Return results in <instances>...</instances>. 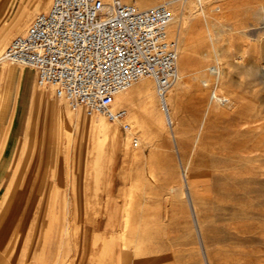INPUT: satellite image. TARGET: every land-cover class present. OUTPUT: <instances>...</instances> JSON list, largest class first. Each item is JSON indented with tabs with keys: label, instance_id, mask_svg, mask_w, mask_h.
<instances>
[{
	"label": "rangeland",
	"instance_id": "obj_1",
	"mask_svg": "<svg viewBox=\"0 0 264 264\" xmlns=\"http://www.w3.org/2000/svg\"><path fill=\"white\" fill-rule=\"evenodd\" d=\"M123 1L136 4V0ZM51 2L0 0V36L10 32L0 49V120L4 119L11 89L16 88L17 76L24 69L2 62V54L15 36L26 31L37 14L49 9ZM163 2H167L176 17L170 32L175 35L176 30L180 31L179 54H182L178 65L186 80L180 97L171 106L172 124L165 118L153 80L148 109L143 101L135 99L137 96L130 91L132 87L117 101V107L128 105L127 122L132 127L129 132L120 123L105 117H87L82 110L71 109L51 89L37 84L34 70L25 68L31 72V80L24 86L25 104L31 95L35 96L11 169L0 189V199L27 138L31 156L47 158V163L37 168L36 173H27L28 177L41 179L44 193L41 199H29V193L23 190L17 199L23 205L16 199V203L8 206L0 200V246L8 241L0 254V264H32L34 260L44 264H102L103 258L106 260L103 264L116 263L120 260L118 256L114 258L110 249L104 251L98 245L113 234L104 233V225L113 216L117 224H125L131 217L134 220L131 225L138 226L133 239L135 248L133 243L123 247L122 240H117L122 257L119 264H134L140 256L144 258L141 264H264V0L203 2L228 79L220 88V93L227 98L226 105L222 106L211 101L212 87H205L201 81L207 76L213 77L208 69L218 59L208 22L201 15L202 6L197 0H156L157 5ZM23 9L30 15L17 29ZM188 20L198 23L195 37L186 31ZM197 70L205 76L194 80ZM176 82L169 94L176 84L179 86ZM54 102L58 107L62 103L61 109L65 107L64 118L66 122L70 120L69 124H72L69 112L80 114L75 121L80 131L68 129L59 122V116L51 110ZM26 111L25 107L19 110L18 125ZM231 117L237 118L238 132L229 123ZM96 121L117 129L118 148L114 139L91 131ZM61 127L64 128L59 134ZM57 133L60 147L56 157L62 164L54 167L49 160ZM134 137L139 139L138 146L133 144ZM13 143L11 139L9 149ZM75 146L81 148L79 161L87 167L67 166V149ZM75 156L72 150L69 160ZM1 157L2 154L0 160ZM187 164L189 186L184 181ZM122 217L127 219L124 221ZM57 220L61 228L48 232ZM99 221L103 227L95 230ZM143 228L146 233L152 228L155 235L138 236ZM40 232L43 233L39 235ZM139 247H143L141 251ZM109 257L114 261L108 262Z\"/></svg>",
	"mask_w": 264,
	"mask_h": 264
},
{
	"label": "built area",
	"instance_id": "obj_2",
	"mask_svg": "<svg viewBox=\"0 0 264 264\" xmlns=\"http://www.w3.org/2000/svg\"><path fill=\"white\" fill-rule=\"evenodd\" d=\"M173 22L165 3L139 9L123 0H52L9 42L1 61L34 70L37 84L71 109L119 122L127 131L129 113L116 106L118 96L150 78L165 99L178 79L180 35L171 34ZM208 70L216 73L214 66ZM211 95L226 105L225 97ZM133 144L139 145L137 137Z\"/></svg>",
	"mask_w": 264,
	"mask_h": 264
},
{
	"label": "bare ground",
	"instance_id": "obj_3",
	"mask_svg": "<svg viewBox=\"0 0 264 264\" xmlns=\"http://www.w3.org/2000/svg\"><path fill=\"white\" fill-rule=\"evenodd\" d=\"M105 2H109L110 0H104ZM194 1V0H193ZM9 2V1H8ZM203 2H204V0H197V3L198 4H200L201 6L203 5ZM11 3V2H10ZM135 3L136 4H139V5H137V7H140V9H146V8H149V7H152V6H155V5H157L156 4V0H136L135 1ZM163 3H165V4H167V2H163ZM8 4V3H7ZM42 6H43V4H42ZM179 9V8H178ZM5 12V11H4ZM30 12H28L26 9H23L22 11H21V13H20V15H19V18H18V20H17V24H16V28L17 29H19V28H21L24 24H25V22L27 21V19H28V17H29V14ZM184 14V13H183ZM17 15V14H16ZM201 15H202V17H204V19L208 22V32H209V36H210V39L212 40V42H213V44H214V53L216 54V56H217V60H216V65H214V67L216 68V73L213 75V77H210V76H207L206 78H204V79H201V77L202 76H205V73H202L201 71H198L194 76H193V78L192 79H194V80H198V79H201V81H202V83L204 84V86L205 87H208L209 89L211 88L212 90H211V93H212V91H215L216 92V95L218 96V97H225L226 98V96L225 95H222L221 93H220V88L223 86V85H225V84H227L228 83V79L226 78L227 76L225 75V72H224V70H223V66H222V63L220 62V54H219V50H218V48H217V46H215V38L213 37V35H212V31H211V28H210V25H211V23H210V21H211V19H210V15H209V12L207 11V9H205L203 6H202V12H201ZM181 17V16H180ZM17 18V17H16ZM176 17H174V19H175ZM183 18H185V16L183 17ZM198 24V23H197ZM197 24H196V22H194V21H186V31L189 33H192L193 34V36L195 37V35H196V27H197ZM199 27V26H198ZM264 27V26H263ZM176 33H180V31L178 30H176ZM9 36H10V32L8 31V32H6V33H4V34H2L1 36H0V49L2 48V46L4 45V43L6 42V40L9 38ZM218 36V35H217ZM261 36H262V34H261ZM193 37V38H194ZM230 42V41H229ZM186 43V39H184V44ZM182 54V53H181ZM181 54H179V55H181ZM208 55V54H207ZM203 59H205L206 58V56L203 54ZM198 58V57H197ZM207 58H209V57H207ZM238 64V63H237ZM250 64V63H249ZM232 66H234V65H232ZM250 66V65H249ZM248 66V67H249ZM256 67V66H255ZM258 67V66H257ZM210 68V67H209ZM245 69V68H244ZM263 75H264V66H263ZM231 70V69H230ZM246 70V69H245ZM227 71V70H226ZM248 72V71H247ZM255 72V71H254ZM253 72V73H254ZM208 73H209V71H208ZM210 75V74H209ZM260 76V75H259ZM261 77V76H260ZM177 82L179 83L178 85L179 86H177V84H176V88L174 89V91H173V93H171V94H169V92L167 93V95H166V97H165V99H160L159 98V100H160V104L162 105V103H163V112H164V115H165V118L167 119V121H169V123H173V121H172V116H171V106H172V104L175 102L176 103V100L180 97V91L183 89L182 88V85H183V83H186V80H184V71L182 70V68L181 67H179V65H178V79H177ZM176 82V83H177ZM205 82H208V84L206 85L205 84ZM188 83V82H187ZM185 85V84H184ZM211 86V87H210ZM132 88H131V92L135 95V96H137V98H135V99H138L139 101H143L144 103H145V105H146V109H148L149 108V106H150V95L152 96V90H153V84H152V79H150V78H143V79H141L140 81H138V82H136V83H134L132 86H131ZM204 87V88H205ZM185 88V87H184ZM130 89V88H129ZM129 89L128 90H126L125 92H123V93H121L119 96H118V101L119 100H121L122 99V97H124V94L125 93H127L128 91H129ZM196 89H197V91L199 92V93H201V88H200V86L199 85H197V87H196ZM155 90V89H154ZM198 93V94H199ZM157 95V94H156ZM133 97V96H132ZM134 98V97H133ZM210 99H211V101L213 102V103H215L216 105H218V106H220V103L218 102V100L217 99H214L213 97H212V95L210 96ZM209 99V100H210ZM227 99V98H226ZM126 101V100H125ZM129 100H127L126 102H128ZM134 100L132 99V102H133ZM211 101H209V102H211ZM129 103V102H128ZM57 104L58 103H56V102H54V104L51 106V110L52 109H54V111L56 112V114L59 116V122L61 121V122H63L64 123V125L66 126V128H70L71 127V129H75V131H80L81 129H77V125H75V121H78V119H79V117H80V114L79 113H77V115L76 114H71L70 112L68 113V115L70 116V119L72 120V124H69L68 122L70 121H65L66 119L64 118L65 116V114H64V110H66L65 109V107H63V109H61L62 108V103H60V106L61 107H58L57 106ZM126 105V104H125ZM154 105H155V102H154ZM64 106V105H63ZM133 106V105H132ZM160 106V105H159ZM222 106V105H221ZM126 107H128V105L126 106ZM137 108V106H135V109ZM161 111H162V109H161ZM136 112L138 113V111L136 110ZM151 113V112H150ZM141 114V113H140ZM152 114V113H151ZM153 115V114H152ZM209 116V115H208ZM129 117V116H128ZM140 117H142V115L140 116ZM162 117H163V115H162ZM61 119V120H60ZM206 119H208V118H205V120ZM128 120V119H127ZM142 120V119H141ZM231 120L232 121H230L229 120V123L231 122L232 123V125H233V130L234 131H236V132H238V130H237V127L239 126L236 122H235V120H237V118L236 117H231ZM152 121L153 122H155L154 121V115H153V117H152ZM244 121H246V120H244ZM243 121V122H244ZM133 122H135V121H133ZM144 122V121H143ZM66 123H68V124H66ZM113 123H119V122H113ZM138 123V122H137ZM230 123V124H231ZM239 123V122H238ZM153 124H155V123H153ZM170 124V125H171ZM241 124V123H240ZM71 125V126H70ZM136 125V124H135ZM139 125V124H138ZM142 125H144V124H142ZM158 125V124H157ZM155 126V125H154ZM76 127V128H75ZM138 127V126H137ZM145 127V126H144ZM62 128H64V127H61L60 129H59V131H58V133L60 134V130H62ZM132 128V127H131ZM139 128V127H138ZM143 128V127H142ZM141 128V129H142ZM91 131H93V133L94 134H96L97 132H99V133H102L103 135H104V137L105 138H112V139H114V145H115V147L116 148H118L119 147V138H118V131H117V129H111L108 125H106V123L105 122H103L102 121V123L101 122H98V121H96V123H93L92 124V126H91ZM230 129V128H229ZM132 129H130V130H127V131H131ZM246 130V129H245ZM249 130V129H248ZM244 131V130H243ZM242 131V132H243ZM246 132V131H245ZM244 132V133H245ZM29 133V132H28ZM58 133H57V135H56V137H55V139H54V141H55V143H56V145H55V149L53 150V152H52V154H51V159L49 160L50 161V163H51V165L52 166H54L55 167V165L56 164H58V166H61V164H62V162L59 160V158H57L56 157V154H57V149L60 147V143L58 142ZM235 133V132H234ZM241 134V133H240ZM239 136V135H238ZM72 137V136H71ZM204 137V136H203ZM236 138H238V137H236ZM139 140V139H138ZM147 140V139H146ZM237 141V140H236ZM201 142V141H200ZM29 146H30V139L29 138H27V143H26V145H25V148H24V150H23V152H22V155H21V157H20V159L18 160V162H17V165H16V167H15V169H14V172H13V174H12V176L10 177V181H9V183H8V186H7V188H6V191L5 192H3V194H2V197H1V199H3V203H5V204H7V206L9 205V203H13V202H15L17 199H19L20 197H19V195L18 194H21L22 192H23V190H26V192H28L29 193V199H41V197L43 196V193H44V187H42V184L40 183L41 182V179L39 178V177H34V176H31V177H28L27 176V173H36L38 170H37V168H40L42 165H45V163H47V158H44V160H41L39 157H38V155H36V154H33L32 156H31V154H30V151H29ZM31 147H32V145H31ZM240 148H241V145L239 146ZM74 151L75 152V157H74V159L73 160H69V156L71 155V151ZM67 154H68V157H67V166L68 167H71V166H73V167H78V168H83V167H87V165H86V163H83V164H81V162L79 161V157H80V153H81V148L80 147H78V146H75L74 148H72V149H70V148H68L67 149ZM34 153H37V148L35 149V152ZM36 155V156H35ZM193 160V159H192ZM72 164V165H71ZM59 168V167H58ZM188 169H189V166H188V164L186 165V167H185V171H184V181L185 182H187L188 183V186H189V177H188ZM84 170H85V168H84ZM70 171V170H69ZM7 175H6V173L4 174V176H3V178L4 177H6ZM69 177V176H68ZM1 187H2V181H1V183H0V189H1ZM183 188V187H182ZM190 188V187H189ZM184 192V191H183ZM188 193V192H187ZM191 194V193H190ZM16 199V200H15ZM133 200V199H132ZM19 200H17V202H18ZM20 203L21 202H23V201H19ZM102 202V201H101ZM128 202V201H127ZM131 202H133V201H131ZM16 203V202H15ZM30 203H31V201H30ZM36 203V202H35ZM146 203V202H145ZM22 204V203H21ZM20 204V205H21ZM34 204V203H33ZM127 204V203H126ZM129 204V203H128ZM131 204V203H130ZM142 204V203H141ZM18 206H19V204H17ZM23 205V204H22ZM127 206V205H126ZM130 206V205H129ZM194 206V209H195V205H193ZM21 207V209H23V207L22 206H20ZM41 207V206H40ZM92 207V206H91ZM122 207V206H121ZM3 208V207H2ZM37 208V207H36ZM35 208V209H36ZM193 208V207H192ZM33 209V208H32ZM121 210V209H120ZM130 210V209H129ZM34 211V210H33ZM32 211V212H33ZM25 212V211H24ZM31 212V211H30ZM31 212V213H32ZM193 212H195V211H193ZM143 213V212H142ZM249 213V212H248ZM247 213V214H248ZM112 214V213H111ZM196 214V213H195ZM15 215V214H14ZM34 215V214H33ZM117 215V214H116ZM143 215H144V213H143ZM111 216V215H110ZM119 216H120V214H119ZM126 216V215H125ZM177 216V215H176ZM263 217L262 218H264V213H263V215H262ZM121 217V216H120ZM42 218V217H41ZM40 218V219H41ZM119 218V217H118ZM135 218V217H134ZM29 219V218H28ZM112 220L111 221H109V223L107 222H105L106 223V226L104 225V233H108V232H111V233H113V234H111L110 236V238L109 239H107L106 240V238H104L103 240H102V242L101 243H99L98 245H100V247L105 251V250H107V249H110L112 252V256H114V258L116 257V256H118V258L122 261V257H120V251L118 252V250H119V247H120V244H118L117 243V240H122V243H123V247L124 246H128L129 244H127V243H133V247L132 248H135V244H134V242H133V239H134V236H135V234H137L136 233V229L138 228V226H137V228H136V226L135 225H131V222H134V220L131 218V217H129V219H125L126 220V223L124 224H122V223H120L121 222V220H120V222H118V223H120V224H117L116 223V219H115V217L113 216L112 218H111ZM120 219V218H119ZM122 219H123V217H122ZM196 219H197V216H196ZM101 220V219H100ZM108 220V219H107ZM124 220V219H123ZM124 220V221H125ZM24 221V220H23ZM34 221V220H33ZM123 222V221H122ZM129 222V223H128ZM24 223V222H23ZM15 224H16V222H15ZM102 223H101V221H99L98 223H97V225H96V227H95V230H100L103 226L101 225ZM129 224V225H128ZM196 224H198V226H199V222H198V219H197V223ZM55 225V226H54ZM54 225H51V227H50V230L48 231V232H52L53 230H54V228L56 229V228H61V224H59L58 223V220L55 222V224ZM48 226V225H47ZM2 227V225H0V228ZM26 227V226H25ZM142 227H144L143 226V224H142V226H141V228ZM163 227V226H162ZM15 228V227H14ZM109 228V229H108ZM145 228H146V226H145ZM145 228H143L144 230H142V231H138L139 232V235L138 236H148V237H152L153 235H155V233H154V230H152V228L150 229V231H149V228H148V230H147V233L145 232L146 230H145ZM5 229V228H4ZM17 229V228H16ZM39 229V228H38ZM48 229H49V227H48ZM110 229H111V231H110ZM147 229V228H146ZM47 231V230H46ZM145 232L146 234H148V235H145V233L143 234L142 232ZM60 232H61V230H60ZM76 232V231H75ZM117 233V237L115 236V234ZM141 233V234H140ZM76 234V233H75ZM101 239V238H100ZM101 241V240H100ZM155 241V240H154ZM152 243V242H151ZM165 243V242H164ZM132 245V244H131ZM141 246H143V245H141ZM129 247V246H128ZM131 247V246H130ZM144 247V246H143ZM143 247H139V251H141L142 250V248ZM99 248V247H98ZM122 249V248H121ZM128 250V249H127ZM135 250V254L137 253L136 251L138 250L137 248L136 249H134ZM155 250V249H154ZM97 251V250H96ZM153 252V251H152ZM104 253H106V252H104ZM123 254H125V252H124V250H123ZM123 254H122V256H123ZM133 254V253H132ZM153 254V253H152ZM103 255H105V254H103ZM137 255V254H136ZM133 256V255H132ZM135 256V255H134ZM150 256H151V258H153L152 257V255L150 254ZM59 257V256H58ZM101 257H103V256H101ZM110 258V257H109ZM150 258V257H149ZM64 259V258H63ZM102 259V258H101ZM101 259H99V260H101ZM111 259V258H110ZM107 260L108 262H113L114 260L113 259H111V260ZM55 260V259H54ZM113 260V261H112ZM120 260L119 261H117L116 263H114L113 262V264H119L120 263ZM143 260H144V258H142L141 256H140V258H138L137 259V261L134 263V264H141L142 262H143ZM150 260V259H149ZM104 261H106L105 260V258H103V263H104ZM208 261V260H207ZM96 263V262H95ZM102 263V264H103Z\"/></svg>",
	"mask_w": 264,
	"mask_h": 264
},
{
	"label": "crops",
	"instance_id": "obj_4",
	"mask_svg": "<svg viewBox=\"0 0 264 264\" xmlns=\"http://www.w3.org/2000/svg\"><path fill=\"white\" fill-rule=\"evenodd\" d=\"M18 71V69H16ZM31 74L30 70L27 69H21L19 72V75L17 76V82H16V88L11 89V94L8 99V106L6 108V111L4 113V119L0 120V154H2L1 160H0V183L2 181V186L8 176V173L11 169V163L14 160L16 151H17V142L20 140L22 135L24 134L30 109L32 107V102L35 95H31V97L27 100L28 103L24 100V86L26 85L27 81L31 78H29V75ZM14 85V84H13ZM47 98V97H46ZM27 109L25 113V118L20 122L18 125L17 118L19 114V110L22 108ZM22 133V135H21ZM13 139L14 143L13 146L9 149L8 145L10 143V140ZM7 149L9 152L7 153ZM3 150V152H2ZM7 154L5 160L4 157ZM6 173V177L3 178L4 174ZM1 200V199H0ZM43 232H40L39 235H41ZM6 242L0 246V254L1 252L6 249ZM32 264H44L40 262L39 260H34V263ZM48 264H50L48 262Z\"/></svg>",
	"mask_w": 264,
	"mask_h": 264
}]
</instances>
